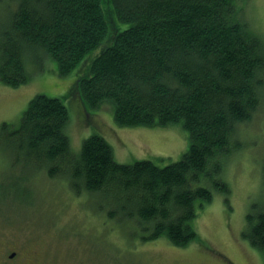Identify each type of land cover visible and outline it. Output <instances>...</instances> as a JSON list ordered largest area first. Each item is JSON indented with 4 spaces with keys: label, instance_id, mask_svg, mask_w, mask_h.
I'll list each match as a JSON object with an SVG mask.
<instances>
[{
    "label": "trees",
    "instance_id": "1",
    "mask_svg": "<svg viewBox=\"0 0 264 264\" xmlns=\"http://www.w3.org/2000/svg\"><path fill=\"white\" fill-rule=\"evenodd\" d=\"M106 1L0 0V83L26 84L27 62L45 53L61 75L81 66L75 83L89 108L110 103L124 126L181 122L188 149L165 166L119 163L104 137L92 134L76 155L66 105L37 94L17 127L0 125L6 169L20 170L10 187L20 192L38 174L62 178L75 194L98 198L108 218L136 223L143 241L185 247L197 239L196 206L212 199L207 185L231 191L226 159L264 103V40L244 20L243 0ZM113 12L125 28L115 26ZM246 223L243 235L264 253V204Z\"/></svg>",
    "mask_w": 264,
    "mask_h": 264
},
{
    "label": "rangeland",
    "instance_id": "2",
    "mask_svg": "<svg viewBox=\"0 0 264 264\" xmlns=\"http://www.w3.org/2000/svg\"><path fill=\"white\" fill-rule=\"evenodd\" d=\"M102 5L111 4L102 0ZM238 7L249 29L264 40V0H243ZM113 15L115 26L125 28L127 24ZM102 46L89 52L81 65H90ZM39 59L35 64L27 62L26 84L0 83V125L6 122L17 127L30 99L44 94L66 105V132L76 155L82 141L92 134L104 137L119 163L150 160L165 166L188 149V133L181 122L119 125L110 103L94 109L83 103L75 83L81 66L61 75L49 55L44 53ZM89 65L82 76L89 75ZM240 138L241 148L225 164L230 193L207 185L212 199L196 206L192 224L197 239L185 247L164 238L143 241L136 223L108 218L98 210V198L85 192L75 194L62 178L38 174L37 180L23 182L20 192L12 189L11 176L20 170L6 169L9 158L0 148V264L13 250L17 251L14 262L22 264H264V253L243 235L246 214L264 204V103Z\"/></svg>",
    "mask_w": 264,
    "mask_h": 264
},
{
    "label": "flooded vegetation",
    "instance_id": "3",
    "mask_svg": "<svg viewBox=\"0 0 264 264\" xmlns=\"http://www.w3.org/2000/svg\"><path fill=\"white\" fill-rule=\"evenodd\" d=\"M16 253H17V251H15V250H13L10 254H9V256H8V259H2L1 260V263L3 262V264H22L23 263V261H15L14 262V260L13 259H15V257H16Z\"/></svg>",
    "mask_w": 264,
    "mask_h": 264
},
{
    "label": "bare ground",
    "instance_id": "4",
    "mask_svg": "<svg viewBox=\"0 0 264 264\" xmlns=\"http://www.w3.org/2000/svg\"><path fill=\"white\" fill-rule=\"evenodd\" d=\"M102 44V43H101ZM99 46V45H98ZM105 49V48H104ZM251 143V142H250ZM8 148V147H7ZM223 161V160H222ZM207 170V169H206Z\"/></svg>",
    "mask_w": 264,
    "mask_h": 264
}]
</instances>
